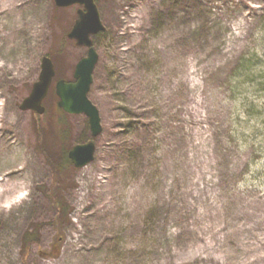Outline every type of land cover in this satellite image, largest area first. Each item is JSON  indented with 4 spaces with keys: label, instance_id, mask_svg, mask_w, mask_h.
Listing matches in <instances>:
<instances>
[{
    "label": "rangeland",
    "instance_id": "1",
    "mask_svg": "<svg viewBox=\"0 0 264 264\" xmlns=\"http://www.w3.org/2000/svg\"><path fill=\"white\" fill-rule=\"evenodd\" d=\"M97 5L93 138L55 92L88 52L68 37L81 7L0 0V264H264V132L235 126L249 117L230 81L242 54L264 52V0ZM45 56L56 76L39 115L20 106ZM89 141L94 160L67 163Z\"/></svg>",
    "mask_w": 264,
    "mask_h": 264
},
{
    "label": "water",
    "instance_id": "2",
    "mask_svg": "<svg viewBox=\"0 0 264 264\" xmlns=\"http://www.w3.org/2000/svg\"><path fill=\"white\" fill-rule=\"evenodd\" d=\"M58 7L65 8L80 5L78 19L68 34L69 39L88 49L86 57L76 65L74 82L64 79L57 81L55 90L59 97L58 105L68 114H84L89 119L92 137L97 138L102 132L101 117L98 108L90 101L88 95L93 83V73L98 63L99 55L93 47L92 36L103 32L104 26L98 5L95 0H54ZM56 75L52 59L45 56L41 60V73L33 84L30 94L22 101L20 108L24 111H34L39 115L45 113L43 105ZM96 145L89 141L75 145L69 151V158L76 168H83L94 160Z\"/></svg>",
    "mask_w": 264,
    "mask_h": 264
},
{
    "label": "trees",
    "instance_id": "3",
    "mask_svg": "<svg viewBox=\"0 0 264 264\" xmlns=\"http://www.w3.org/2000/svg\"><path fill=\"white\" fill-rule=\"evenodd\" d=\"M258 29L261 36L264 37V17L260 18ZM230 81L232 83L231 89L233 95L242 98L244 114L249 117V120H247L245 124L240 117H237L236 120H234L235 126L238 123L240 127L243 126V128L246 129L250 121L252 122V119L256 118L251 132V137L255 139L261 136V133L264 132L261 128V126L264 127V104L260 108L258 103V99L264 96V52L260 53L256 50V48H254L253 50H249V52L242 54L236 62ZM250 93L253 97H250ZM258 123L260 124L257 125ZM239 126L235 130L236 132H238V129L240 128ZM60 135L62 134L59 133L58 136ZM242 136H244V133H242ZM67 157L68 154H66V161ZM51 198L57 210L58 220H61L64 216H68L70 214L67 206L59 201L55 192L51 195ZM38 235V230L33 229L26 231L22 238V255H26L32 243L38 241Z\"/></svg>",
    "mask_w": 264,
    "mask_h": 264
},
{
    "label": "bare ground",
    "instance_id": "4",
    "mask_svg": "<svg viewBox=\"0 0 264 264\" xmlns=\"http://www.w3.org/2000/svg\"><path fill=\"white\" fill-rule=\"evenodd\" d=\"M13 2H15V3H16V2H17V0H13ZM10 173H14V172H10Z\"/></svg>",
    "mask_w": 264,
    "mask_h": 264
}]
</instances>
